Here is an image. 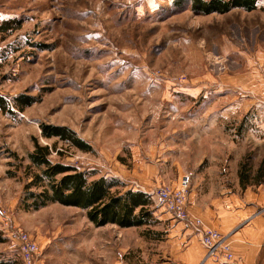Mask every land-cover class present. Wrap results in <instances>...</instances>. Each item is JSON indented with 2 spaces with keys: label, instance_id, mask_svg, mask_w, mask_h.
<instances>
[{
  "label": "rangeland",
  "instance_id": "rangeland-1",
  "mask_svg": "<svg viewBox=\"0 0 264 264\" xmlns=\"http://www.w3.org/2000/svg\"><path fill=\"white\" fill-rule=\"evenodd\" d=\"M173 2L0 0V97L10 110L0 108L6 264H26L16 247L25 241L38 248L42 264H175L164 258L165 226L188 218L205 225L187 205L193 179L213 168L225 175L219 185L257 191L251 184L259 182L237 184L235 165L247 162L252 176L264 158L258 136L240 133L250 124L240 118L264 103V0L250 11L209 14ZM20 94L37 100L19 110L13 98ZM220 113L235 118L212 117ZM40 123L71 128L90 149L44 137ZM34 141L50 147L51 161L85 171L88 180L114 178L116 190L147 194L151 221L95 226L78 207H25ZM164 190L178 209L184 195L186 218L159 203ZM221 237L232 250L229 236Z\"/></svg>",
  "mask_w": 264,
  "mask_h": 264
},
{
  "label": "trees",
  "instance_id": "trees-1",
  "mask_svg": "<svg viewBox=\"0 0 264 264\" xmlns=\"http://www.w3.org/2000/svg\"><path fill=\"white\" fill-rule=\"evenodd\" d=\"M188 1L191 9L201 14L212 12L225 13L234 8L250 11L256 8L257 0H174V5ZM264 13V4L261 8ZM8 22L3 23V26ZM4 30V27H0ZM37 99L28 94H20L13 98V103L23 110ZM0 108L10 111L6 101L0 97ZM41 134L46 137H58L68 141L81 150H89V146L69 127L40 123ZM33 149L28 153V169L36 170L30 175V180L24 184L22 203L25 207L38 208L47 203L58 202L62 205L78 207L85 210L86 217L95 225L101 226L113 223L120 227L148 224L152 219L149 207V196L138 190H116L120 182L114 178L99 177L88 180L85 171L74 166L53 162L48 145L34 141ZM264 158L261 160L255 174L250 176L251 168L247 162H241L238 170L241 185L253 181L259 182L263 177ZM36 187V188H34ZM40 187V188H38ZM34 189V190H33ZM30 201V202H29ZM0 241L1 232H0ZM0 264H6L0 260Z\"/></svg>",
  "mask_w": 264,
  "mask_h": 264
},
{
  "label": "crops",
  "instance_id": "crops-1",
  "mask_svg": "<svg viewBox=\"0 0 264 264\" xmlns=\"http://www.w3.org/2000/svg\"><path fill=\"white\" fill-rule=\"evenodd\" d=\"M258 92L264 99V81L258 88ZM257 109L259 112L253 110L247 116L240 118L241 121L247 119L250 122L248 126L246 124L240 126V133L250 131L252 135L258 136L256 141L258 140L261 145L264 143V103L263 106L258 104ZM194 114L196 116L198 112ZM231 115L220 113L212 117L235 118L234 114L233 117ZM199 117L208 118L207 116ZM238 129L237 127V131ZM208 130H210L209 127L204 128V131ZM218 130L221 132L223 128L218 127ZM235 167L238 184V168L236 165ZM224 177L225 175L218 174L213 168H209L206 174L192 180L187 205L189 211L200 219L202 225L206 226H194L190 218L174 220L175 224L165 226L163 229L165 237L162 241L167 253L164 258L168 255L171 258H177L175 264H222L207 257V249L200 240V229L211 228L222 235L229 236L234 255L242 262L264 264V179L256 185L251 184L256 187L255 192L250 190V184L246 185L241 192H235L229 187L219 185L226 183ZM188 221L191 223H187ZM118 264L123 263L118 260Z\"/></svg>",
  "mask_w": 264,
  "mask_h": 264
},
{
  "label": "built area",
  "instance_id": "built-area-1",
  "mask_svg": "<svg viewBox=\"0 0 264 264\" xmlns=\"http://www.w3.org/2000/svg\"><path fill=\"white\" fill-rule=\"evenodd\" d=\"M184 181H188V175H185L183 177ZM169 192L164 190L161 195L160 199H158L160 204H163L167 206L170 210L176 212V214L180 218H186L184 217V214L182 212V205L184 202V195L179 197L180 201V209L178 207L174 206L173 203L168 204L169 199ZM197 222V221H196ZM193 223H195L193 221ZM199 223V222H197ZM200 223L199 226L200 227ZM201 242L207 249V255L211 256L213 260L219 261L224 264H242V260L240 258H236L230 250V246L224 243H221V234L214 229L211 228H201ZM16 247L19 248L20 251V257L23 262L26 264H42V260L40 258V253L38 248L34 244H30L28 241H25L22 245L23 248H21L19 245H16Z\"/></svg>",
  "mask_w": 264,
  "mask_h": 264
}]
</instances>
